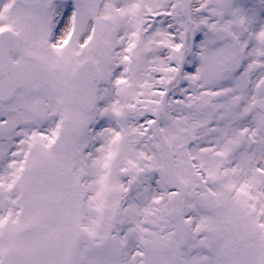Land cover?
Here are the masks:
<instances>
[{
    "label": "snow or ice",
    "instance_id": "1",
    "mask_svg": "<svg viewBox=\"0 0 264 264\" xmlns=\"http://www.w3.org/2000/svg\"><path fill=\"white\" fill-rule=\"evenodd\" d=\"M0 264H264V0H0Z\"/></svg>",
    "mask_w": 264,
    "mask_h": 264
}]
</instances>
